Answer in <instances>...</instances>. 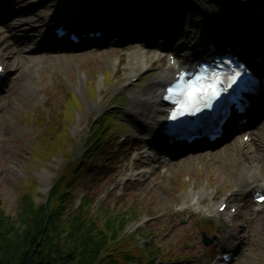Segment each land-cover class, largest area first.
Returning <instances> with one entry per match:
<instances>
[{"label":"rangeland","instance_id":"374dc122","mask_svg":"<svg viewBox=\"0 0 264 264\" xmlns=\"http://www.w3.org/2000/svg\"><path fill=\"white\" fill-rule=\"evenodd\" d=\"M100 2V0L96 4L93 2L97 10ZM193 2L196 6L194 11L177 14L176 25L180 28V36L169 40L168 50L181 52L179 46L182 43L187 45V33L191 30H203L204 22L210 14L217 17L218 20L215 22L219 23V27L209 26V34L216 33L220 28L225 36L240 40L241 31L237 20L242 17L229 1L193 0ZM57 3L58 0L20 2L16 6L18 10L16 15L22 14V17L15 16L1 26V33L6 34L2 36L16 47L18 40L32 35L35 40L29 44L36 47L37 40L41 39L40 30L44 28L45 22L43 21V25L39 27L42 19L38 18L47 17L55 10ZM20 6L26 7L24 13H19ZM222 14L227 16L226 20ZM144 15L148 18V22L151 18L148 11L144 12ZM172 24L168 23V25ZM35 27H38L37 31ZM163 27L154 26L152 29V31L156 29L157 33L164 32L163 35L159 34V38L154 39L156 43L148 41L147 44H141L134 38L135 40L117 42L107 47L93 49L94 51L83 50L62 54L57 57L56 62L50 61L39 69L37 67V72L29 77L32 81L30 86L21 82L19 78L23 73L27 75V66L36 64V59L41 57L42 51L37 53L34 49H30L31 51L26 52L29 58L25 60V67L17 69L9 67L10 78L0 94V215L11 217L19 227V232L25 228L24 219L30 212L29 196L34 200V206L46 201L48 191L62 166L66 163L72 165V162L82 156L85 138L89 137L93 127L99 126L97 118L117 101L115 96L121 93V83L128 81L131 75L129 51L151 46L148 56V61L151 62L154 53H160L156 46L167 43L163 36L169 34V28ZM136 28L144 27L137 24ZM126 33H131L130 28ZM185 46L181 48L186 49ZM168 63L165 56L156 67L158 70L143 77L131 93L127 92L129 96L138 94L142 90L141 95L147 97L153 88L152 82L168 67ZM110 70L115 71V75L108 80L106 74ZM83 78H86V81H83ZM106 80L108 85L105 84ZM93 85L99 87V96L87 98L84 108L77 104V100L72 99L73 106L69 111L71 89L82 86L87 96ZM99 97L101 100H98ZM123 101H126L125 98ZM143 104H147V101H143ZM126 107L116 110L121 112L122 120L128 124L129 129L122 132L117 130L113 141L106 145L112 150L110 152L108 150L107 153L104 150L99 158L101 161L91 163L73 184L74 202L66 218L75 214L76 208L82 205L88 195L95 194L96 202L91 204L90 211L86 212L92 213L95 217L105 216L99 221L100 228L106 229L103 224L106 222L107 215L104 212L107 205L111 206L112 215H129V233L135 234L142 247H152L153 240L157 241L156 245L160 253L157 264H164V261L165 264H207L209 258L210 260L213 258L210 256L227 250L234 245L236 238L240 237L245 239V242L234 264H264V211L257 213L254 205L249 204L233 224H224L216 232V240L207 246L203 241L205 229L202 223L207 218L188 209L184 198L194 189L208 188L204 202L220 201L241 186L250 175V171L258 169L264 177V127L253 145L246 150L242 149L237 141L236 147L228 152H225V147L221 146L216 150L189 154L173 159L172 169L169 172H166L167 159H164L166 163L163 162L162 166L166 167L160 170L157 176L140 177V180L135 182L125 179L132 177L131 153L135 137H139L138 133L135 134L139 126L134 118L127 114V110L131 109L130 106ZM72 112L77 114L75 119L71 117ZM68 117L70 118L67 119ZM132 126L134 133L124 141ZM120 128L125 127L121 124ZM71 136L75 145L69 143ZM70 153L76 156L68 160L67 156ZM242 161L241 167L239 164ZM249 161L255 166H246ZM235 200L250 202V198L242 193L237 195ZM154 216L158 219L147 223L146 229L142 228L148 232L144 237L139 232L141 226L138 225L144 220L146 223ZM109 218L114 219L112 216ZM172 246L178 253L167 252ZM163 252L166 255H163ZM175 254L178 256L172 258ZM185 255L187 259L182 261Z\"/></svg>","mask_w":264,"mask_h":264},{"label":"trees","instance_id":"16d2710c","mask_svg":"<svg viewBox=\"0 0 264 264\" xmlns=\"http://www.w3.org/2000/svg\"><path fill=\"white\" fill-rule=\"evenodd\" d=\"M131 1L137 9L148 2H153L157 11L169 6L181 8L178 0ZM104 134L102 129L94 132L86 153L70 164L67 174L59 175L46 203L34 206L29 196L30 212L24 219L22 232L11 217L0 215V264H147L136 239L130 235L120 239L129 224V215L118 217L110 213L103 224L106 229L100 228V220L86 216L83 209L71 220L64 218L69 203L65 191L96 155ZM154 258L152 255L151 259Z\"/></svg>","mask_w":264,"mask_h":264},{"label":"bare ground","instance_id":"6f19581e","mask_svg":"<svg viewBox=\"0 0 264 264\" xmlns=\"http://www.w3.org/2000/svg\"><path fill=\"white\" fill-rule=\"evenodd\" d=\"M23 1L25 2L27 0H23ZM226 1H229V4L231 6H233L235 10H237L238 12H242L241 2L244 0H226ZM247 1H255V2L262 1V2H264V0H247ZM14 3H15V0L13 1V6H14ZM70 4H74V8H73V10L75 12L74 16L77 17L78 22L84 24L86 22H93L94 21L96 23L101 24L105 30L107 29V31H109L112 28L110 26V24H107V22L104 19L100 18L99 15H97L96 10L94 9V6H93L91 0H64L61 7L59 8L58 13L67 12L68 6ZM25 8H22V7L20 8L22 10L21 13L26 11ZM240 15L242 18H244V19H238V23L241 27V37L243 39L249 40L246 42L248 43V45L252 43L253 44V45L251 44L252 47L254 45H255V48L264 47L263 42H261V40H262L261 38L264 37V28L262 30H260L258 28L259 31H256L258 24L256 23L253 25L252 23L245 21L247 19V17L243 12L240 13ZM252 15H256V14L253 12ZM214 19H216V17L213 16L212 14H210V16L205 20V23L207 21V24H206L207 26L205 28L204 35H202L199 38L201 41H207V40L211 41L216 37L215 35H213V37L208 35L207 30H206L208 26L215 23ZM0 21H1V19H0ZM23 29H24V27H23ZM141 37L146 38L145 33H141ZM34 40H35L34 36H32V35L29 37H24L23 39L17 41L18 46H16V47L12 46L11 43H9L8 47H7V43L6 44L0 43V57H1L0 61H2V60L5 61L7 63V65L13 69H17L18 67H22V66L25 67V60L29 58V57H27L26 52H29V49H33V46H31L29 43L31 41H34ZM200 40H198L199 43H200ZM5 41H7V40H5ZM48 42H49V37L47 38V41L45 43L48 44ZM54 45H56V43L52 42V46H54ZM34 49H37V51H38V49H39V51H40V49H43L44 51L47 50L43 44H40V45L34 47ZM263 54H264V52H263ZM145 58H146L145 55H143L141 52L140 53L136 52L132 56L131 61L134 64L132 67L133 71H136L138 73L143 72V70L147 67L146 62H145ZM38 60L41 63V67H43L44 65H47L50 61L56 62L57 57L45 54V55H42V57ZM261 60L264 62V56H263V58H261ZM28 68L29 67L27 66L28 73H27V75L23 76L24 78L21 79V82H24L25 84L30 86L32 81L29 79V77L31 76L32 73L37 72V70L36 69L31 70ZM172 70H174L172 67L165 70L161 74V76L152 83L153 90H150V92L148 93V96L146 97L147 105L139 107L138 106L139 101L137 99H135L133 101L132 113L135 114L139 119L144 118L143 120H140V121H143L142 123L144 125L146 124V126L150 132H155V128L160 126V124H162V122H163L166 105L161 102L158 91L161 92V90H162L161 87L164 84L163 82L165 80H168L169 78H171ZM83 81H86V78H83ZM255 105H256L255 108L250 109V111L248 113V115L250 116L251 119L255 118L253 127L257 123H259V121L264 116V115L261 117L257 116L256 113L259 111L257 109L258 104H255ZM250 126H252V123L249 124V127ZM255 127L252 130L255 131V133H258V131L255 129ZM230 136H232V135H230ZM230 136H227V139H229ZM234 147H235V144H228L227 149H225V152L231 151ZM236 158H234L233 160L235 161ZM242 165H243V161L240 162L239 166L242 167ZM246 166L250 167V166H255V165H254V163H251L249 161L246 163ZM170 168H172V166H170ZM235 170H237V169L235 168ZM262 175H263V173L260 172L258 169H254L253 171H250V175L247 176V179L245 180L246 182L244 181L242 186H241L242 191L246 192V189H248L249 179H251V178L258 179V182H260V184L262 185V183H264ZM195 192L196 191L192 192L191 195H186L184 197L185 200L187 201V203H190V202L193 203L195 199H199L203 195V193H205L206 191L202 190L199 194H197Z\"/></svg>","mask_w":264,"mask_h":264},{"label":"snow or ice","instance_id":"6c2138e0","mask_svg":"<svg viewBox=\"0 0 264 264\" xmlns=\"http://www.w3.org/2000/svg\"><path fill=\"white\" fill-rule=\"evenodd\" d=\"M238 75L239 73H234L233 76L228 78L229 81L235 82ZM212 81H215V83ZM219 83L220 81L214 75L206 78L203 74H200L192 79H184V75L181 74L180 78L167 89L168 95L165 98L173 100L179 106V111L192 112L196 110L203 98H212L218 94ZM257 195L264 202V195Z\"/></svg>","mask_w":264,"mask_h":264},{"label":"water","instance_id":"95a60500","mask_svg":"<svg viewBox=\"0 0 264 264\" xmlns=\"http://www.w3.org/2000/svg\"><path fill=\"white\" fill-rule=\"evenodd\" d=\"M207 243H209V241L206 239Z\"/></svg>","mask_w":264,"mask_h":264}]
</instances>
